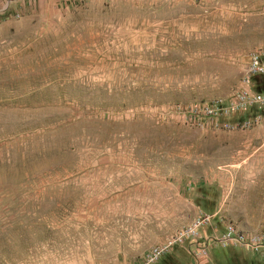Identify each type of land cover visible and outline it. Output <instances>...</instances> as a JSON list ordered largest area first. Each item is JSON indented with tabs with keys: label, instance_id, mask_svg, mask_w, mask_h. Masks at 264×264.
Instances as JSON below:
<instances>
[{
	"label": "rangeland",
	"instance_id": "374dc122",
	"mask_svg": "<svg viewBox=\"0 0 264 264\" xmlns=\"http://www.w3.org/2000/svg\"><path fill=\"white\" fill-rule=\"evenodd\" d=\"M264 0H13L0 15V264H132L203 214L264 234V107L228 101ZM254 85V81H252ZM206 264H264L212 246ZM158 264H194L187 245Z\"/></svg>",
	"mask_w": 264,
	"mask_h": 264
},
{
	"label": "built area",
	"instance_id": "2783aa9c",
	"mask_svg": "<svg viewBox=\"0 0 264 264\" xmlns=\"http://www.w3.org/2000/svg\"><path fill=\"white\" fill-rule=\"evenodd\" d=\"M12 1L0 0V15L5 14ZM262 76H264V50L254 51L249 56L246 74L243 76L244 88L234 93L231 99L215 100L189 107L176 106L173 111L183 120L191 122L203 118L217 119L220 116H229L252 106L264 107V92L254 90L252 83L254 78ZM214 216V214H203L195 218L160 243L152 245L138 263L132 264H158L176 247L183 245L189 248L194 264H206L212 246L221 249L242 248L255 256H264V235L236 229L232 224L225 226L222 235L203 236L201 231L208 228L210 219Z\"/></svg>",
	"mask_w": 264,
	"mask_h": 264
},
{
	"label": "trees",
	"instance_id": "16d2710c",
	"mask_svg": "<svg viewBox=\"0 0 264 264\" xmlns=\"http://www.w3.org/2000/svg\"><path fill=\"white\" fill-rule=\"evenodd\" d=\"M253 80H254V90L258 92H264V76L256 77Z\"/></svg>",
	"mask_w": 264,
	"mask_h": 264
},
{
	"label": "crops",
	"instance_id": "0c3cea01",
	"mask_svg": "<svg viewBox=\"0 0 264 264\" xmlns=\"http://www.w3.org/2000/svg\"><path fill=\"white\" fill-rule=\"evenodd\" d=\"M215 215V214H214ZM259 234V233H258ZM260 235H264V234H260Z\"/></svg>",
	"mask_w": 264,
	"mask_h": 264
}]
</instances>
